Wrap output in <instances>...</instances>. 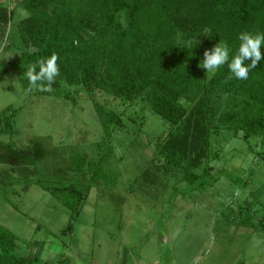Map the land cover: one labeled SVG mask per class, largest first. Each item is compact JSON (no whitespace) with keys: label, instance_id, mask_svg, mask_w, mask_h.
Listing matches in <instances>:
<instances>
[{"label":"trees","instance_id":"1","mask_svg":"<svg viewBox=\"0 0 264 264\" xmlns=\"http://www.w3.org/2000/svg\"><path fill=\"white\" fill-rule=\"evenodd\" d=\"M20 5L29 12L18 23L22 46L0 67V79L16 70L25 90L74 102L85 90L103 128L97 158L70 156L82 176L90 172V180L46 187L63 193L64 204L72 209L64 232L73 230L94 183L110 179L104 162L114 157L113 136L125 129L124 118L139 130L147 112L167 124L156 137L152 159L137 176L142 186L152 187L161 177L162 186L176 177L191 190L211 185L217 180L212 162L221 157L214 136L224 131L230 137L253 138L264 149V46L247 80L226 79L227 64L215 74L200 67L204 51L220 41L228 43L231 58L240 33H264V0H20ZM16 11L0 3L3 42ZM53 53L60 68L53 91L30 89L28 67ZM135 106L138 110L128 114ZM19 109L10 105L0 113V134L13 131ZM46 154L40 139L25 147L0 141L6 174L17 175L16 181L25 177L26 188L42 183L31 176L36 173L34 163ZM17 248V234L0 223V264H48Z\"/></svg>","mask_w":264,"mask_h":264},{"label":"rangeland","instance_id":"2","mask_svg":"<svg viewBox=\"0 0 264 264\" xmlns=\"http://www.w3.org/2000/svg\"><path fill=\"white\" fill-rule=\"evenodd\" d=\"M0 3L17 10L7 40H0L1 67L20 52L18 23L29 12L20 0ZM10 105L20 109L13 131L2 132L0 141L25 147L40 139L47 150L31 176L42 183L28 188L25 177H9L0 161V223L17 234L20 254L48 264H264V149L255 139L230 137L228 131L214 136L221 157L212 162L217 180L206 188L191 190L178 177L164 186L162 177L142 186L137 176L167 124L152 112L142 130L124 118L125 129L113 136L114 157L104 162L109 181L94 183L73 230L64 232L72 209L63 193L46 187L90 180V172L82 176L70 156L98 157L103 128L93 102L85 90L76 102L34 94L11 70L0 79V113Z\"/></svg>","mask_w":264,"mask_h":264},{"label":"clouds","instance_id":"3","mask_svg":"<svg viewBox=\"0 0 264 264\" xmlns=\"http://www.w3.org/2000/svg\"><path fill=\"white\" fill-rule=\"evenodd\" d=\"M239 47L230 58L231 49L226 41H220L211 50H205L204 59L200 67L207 70L209 74L228 65L229 75L226 79L233 77L239 80H247L251 70L256 69L262 59L261 48L264 46V33L242 32L239 34ZM59 57L53 53L48 58H43L28 67L25 73L29 81V88L39 91H53L52 85L56 77L60 75V68L57 63ZM250 60L251 63H246ZM37 68L39 70H37Z\"/></svg>","mask_w":264,"mask_h":264}]
</instances>
